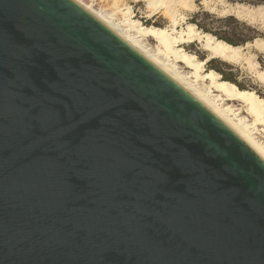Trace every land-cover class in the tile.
Masks as SVG:
<instances>
[{
	"label": "water",
	"instance_id": "water-1",
	"mask_svg": "<svg viewBox=\"0 0 264 264\" xmlns=\"http://www.w3.org/2000/svg\"><path fill=\"white\" fill-rule=\"evenodd\" d=\"M0 264H264V164L70 0H0Z\"/></svg>",
	"mask_w": 264,
	"mask_h": 264
},
{
	"label": "bare ground",
	"instance_id": "bare-ground-1",
	"mask_svg": "<svg viewBox=\"0 0 264 264\" xmlns=\"http://www.w3.org/2000/svg\"><path fill=\"white\" fill-rule=\"evenodd\" d=\"M70 1L119 37L170 79L236 136L264 164V143L254 136V130L258 131L256 127L264 126L263 99L254 90H242L237 85L224 80L215 70H206V64L214 59L229 64H239L245 60L251 67L257 69V65L246 58L245 50L255 48L264 53L263 39H256L245 47L234 46L211 34L202 32L195 24L185 23V19L179 14V10L190 11L193 7L190 3L191 0H135L144 3L151 10L149 18L162 10L165 18L171 23L170 29L145 26L133 17L131 7L121 5L122 0H113L111 12L105 9H96L80 0ZM211 1L213 0H204V3L209 4ZM217 2L225 4L224 0H217ZM226 12L238 19H247L254 17L257 13H262L260 14L262 16L264 7L250 8L244 5H226L224 13ZM118 14L122 15V22H116L115 15ZM181 22L183 23L182 28L179 29ZM145 39L154 40L157 43L156 49L149 48L144 43ZM191 44H197L199 49L206 52V59L200 60L196 54L184 48L185 45ZM255 72L257 80L264 85V71ZM223 98L228 102L239 103L252 119V125L248 124L246 118H239L238 114L234 113L233 106H224L220 103Z\"/></svg>",
	"mask_w": 264,
	"mask_h": 264
},
{
	"label": "rangeland",
	"instance_id": "rangeland-1",
	"mask_svg": "<svg viewBox=\"0 0 264 264\" xmlns=\"http://www.w3.org/2000/svg\"><path fill=\"white\" fill-rule=\"evenodd\" d=\"M123 7H131L133 17L142 22L145 26H155L161 28H171V23L165 18L163 11L159 10L157 14L149 18L151 12L150 9L142 2H136L135 0H122ZM225 4L213 0L209 4H205L204 0H191L190 3L193 6L191 10L180 9L179 14L184 17L185 23L195 24L196 27L204 33L211 35L218 34L229 40H232L239 44V46L245 47L248 43H252L256 39L264 40V12L255 14L254 17H248L238 19L229 12L224 13L226 5L236 6L244 5L250 8L264 7V0H224ZM225 6V7H224ZM113 0H106L100 5V9L113 10ZM112 8V9H110ZM193 9V10H192ZM111 10V11H110ZM229 17H233L236 21L228 20ZM253 18V19H252ZM116 22H122L123 17L121 14L115 15ZM195 22V23H193ZM182 22L179 25V29L182 28ZM144 43L151 49H156L157 43L152 39H145ZM184 48L197 55L198 59H206L207 53L199 49L197 44L185 45ZM246 58L252 63L257 65V69L251 67L247 61H243L239 64H229L221 60H211L212 63L206 64V70L213 69L218 72L222 78L223 76L232 77L239 85L248 90H254L264 101V85L261 84L256 78L255 71H264V53L256 50L255 48H247L245 50ZM210 63V64H209ZM220 70V72H219ZM225 75H222V73ZM200 84H202L200 82ZM216 94V93H215ZM220 101L224 106H233L235 114H238L239 118L243 117L248 120V124L252 125V119L242 109V106L237 102H228L226 100ZM258 131L254 130V136L257 137L260 142L264 143V126H257ZM250 129V130H251ZM263 130V131H262Z\"/></svg>",
	"mask_w": 264,
	"mask_h": 264
},
{
	"label": "trees",
	"instance_id": "trees-1",
	"mask_svg": "<svg viewBox=\"0 0 264 264\" xmlns=\"http://www.w3.org/2000/svg\"><path fill=\"white\" fill-rule=\"evenodd\" d=\"M228 20L236 21L233 17H229ZM193 23H195V22H193ZM213 36H215L217 39H220V40L226 41L227 43H229V44H231V45L239 46L238 43H236V42H234V41H232V40H229V39H227V38H225V37H222V36H220V35H218V34H214ZM210 63H212V61H211ZM210 63H209V64H210ZM219 72H220V70H219ZM221 73H222V72H221ZM222 75H225V74L222 73ZM223 79L226 80V81H229V82H231V83H233V84H235V85H237L240 89L245 90V88H243L241 85H239V84H238V83H237V82H236L231 76H230V77L223 76ZM246 90H248V89H246ZM258 95H259V94H258Z\"/></svg>",
	"mask_w": 264,
	"mask_h": 264
},
{
	"label": "built area",
	"instance_id": "built-area-1",
	"mask_svg": "<svg viewBox=\"0 0 264 264\" xmlns=\"http://www.w3.org/2000/svg\"><path fill=\"white\" fill-rule=\"evenodd\" d=\"M80 1L96 8V9H99L100 5L103 3V1H101V0H80Z\"/></svg>",
	"mask_w": 264,
	"mask_h": 264
}]
</instances>
